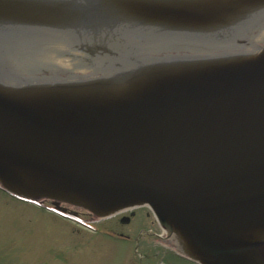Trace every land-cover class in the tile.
<instances>
[{
  "label": "water",
  "instance_id": "1",
  "mask_svg": "<svg viewBox=\"0 0 264 264\" xmlns=\"http://www.w3.org/2000/svg\"><path fill=\"white\" fill-rule=\"evenodd\" d=\"M0 188L264 264V0H0Z\"/></svg>",
  "mask_w": 264,
  "mask_h": 264
},
{
  "label": "rangeland",
  "instance_id": "2",
  "mask_svg": "<svg viewBox=\"0 0 264 264\" xmlns=\"http://www.w3.org/2000/svg\"><path fill=\"white\" fill-rule=\"evenodd\" d=\"M39 203L50 207L47 200ZM65 207L98 231L84 229L0 189V264H195L175 253L167 232L146 206L135 208L136 218L129 225ZM107 230L122 233L126 240L107 237L103 234ZM141 230L145 236L139 235Z\"/></svg>",
  "mask_w": 264,
  "mask_h": 264
},
{
  "label": "flooded vegetation",
  "instance_id": "3",
  "mask_svg": "<svg viewBox=\"0 0 264 264\" xmlns=\"http://www.w3.org/2000/svg\"><path fill=\"white\" fill-rule=\"evenodd\" d=\"M23 41H27V40H24ZM67 43V46L64 50V53H67V55L65 54H60V51H56V55H62V56H65L63 57L64 58H70V64H71V69H73V71L76 69V70H83V73L84 74H79V75H75L74 73H72L73 71H70L69 69H57L55 70L56 72H53V73H60V74H63V77L66 78H72V77H77V76H87V74H91V72L95 71V70H98V66L99 63H101V61H98V60H95L93 58V54H91L89 52L88 49H85V50H77L75 49V47L73 46L74 44H71V43ZM91 49H94L95 51H98L97 49H95L94 46H90ZM21 51V50H19ZM73 55V56H70V55ZM76 54V55H74ZM58 58V57H57ZM66 205H63V204H60V203H57V202H51L50 201V208L51 209H55V210H64V212L66 214H69V215H72V216H75L76 218L78 219H82L80 217H78V213L75 212V211H71L70 209H68L67 207H65ZM69 207V206H68ZM136 212H135V209H126V210H123V211H119V212H116L114 213L113 215H111L110 217H107V218H115L116 221H119V223L123 224V225H129L131 224L135 218H136ZM93 229L95 231H98L95 227H93ZM104 235H106L107 237L109 238H116V239H125L123 237V234L122 233H115L114 231H110V230H107V231H104L103 232ZM139 235H146V233L141 230V232L139 233ZM138 239L137 237L135 238V240ZM126 240V239H125ZM134 240V241H135ZM138 240L135 241V243L137 242Z\"/></svg>",
  "mask_w": 264,
  "mask_h": 264
}]
</instances>
